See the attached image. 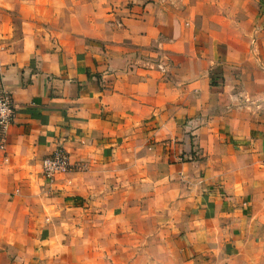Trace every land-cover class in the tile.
<instances>
[{"label":"crops","instance_id":"0c3cea01","mask_svg":"<svg viewBox=\"0 0 264 264\" xmlns=\"http://www.w3.org/2000/svg\"><path fill=\"white\" fill-rule=\"evenodd\" d=\"M45 1L0 0V89L10 94L14 108L10 123L0 129V190L6 192L10 186V172L39 168L56 149L64 151L70 166L83 167L81 174L63 173L74 175L76 185V175H84L88 182L93 168L101 166L91 155L113 165L117 155L131 151L137 156L134 144H145L151 147L155 164L192 165L204 172L196 198L202 207L213 205L217 210L218 198L242 205L232 241L237 250L242 248L243 235H255L260 229L254 226L255 219L260 213L264 216V67L254 62L264 52L244 56L239 41L264 43V12L253 10L254 16L246 18L248 10L232 3L218 9V21L203 29L191 7L165 10L153 5L114 30L101 9L77 3L81 0L61 10L56 25L48 19ZM166 24L172 58L191 56L181 45L186 27H191L196 43L203 40L206 55L219 63L204 62V73L196 71L192 78L178 80L174 70L157 77L153 58L158 53L145 48ZM132 25L146 32L134 35ZM216 28L229 36L214 37ZM243 64L250 67L243 69ZM244 95L246 110L239 105ZM207 99L212 107L207 108ZM180 124L179 132H187L182 137L190 141L193 136L195 145L182 153L184 160L189 158L186 164H178L179 151L171 150L165 157L160 144L173 136L172 126ZM212 140L219 147H211ZM168 159L177 164L169 165ZM74 190L88 194L91 185ZM171 246L181 257L180 264H206L205 259H212L188 227L171 240ZM157 247L153 245V251Z\"/></svg>","mask_w":264,"mask_h":264},{"label":"rangeland","instance_id":"374dc122","mask_svg":"<svg viewBox=\"0 0 264 264\" xmlns=\"http://www.w3.org/2000/svg\"><path fill=\"white\" fill-rule=\"evenodd\" d=\"M74 2L46 0L48 19L59 25L60 11ZM83 2L101 9L107 24L114 30L122 28L125 19H136L145 7L149 9L153 5L165 10L176 9V5L191 7L192 17H199L203 29L210 21H218V9L230 7L232 3L248 10L246 18L254 16L253 10L264 12V0H81L77 3ZM167 17L164 15L163 19L167 21ZM214 23L219 27L218 22ZM167 27L166 24L158 28L153 33L154 40L145 48L147 52L158 53L153 58L157 77H166L174 70L178 80L186 75L192 78L196 71L204 73V62L210 65L217 62L213 56L206 55L209 51L202 39L203 44L196 43L195 29L191 27H186L181 40L191 56H186L187 60L172 58ZM131 30L134 35L146 32L134 25ZM217 36L226 39L229 34L223 28H216L214 37ZM239 44L240 50L245 51L244 56L249 51L260 55L264 52L261 41L252 45L240 39ZM261 57L254 62L263 68L264 57ZM249 67L243 64V69ZM207 101V108L212 107L211 100ZM239 105L246 110L245 95ZM182 127V124L172 126L169 133L173 136L160 142L165 157L171 150L179 151L178 164L189 162L182 153L195 148L193 136L190 141L182 137L187 133L179 132ZM212 142L211 147H219L216 140ZM133 148L137 156L131 151L117 155L113 165L107 158L101 163L99 156H90L93 163L101 166L89 173L91 191L88 194L74 190L76 186L86 189L87 177L79 175L80 180L76 175L78 182L74 185V175L63 174H81L84 172L81 165H69L65 172L50 178L43 176L41 165L28 173L22 168L10 172V186L6 192L0 190V264H180L181 257L172 251L171 240L185 227L194 232L203 251L212 253V259H205L206 264H264V216L261 213L254 224L260 229L255 235H243L244 245L237 250L232 241L238 233L234 227L240 221L241 204L217 197L220 200L215 204L217 210L213 205L202 207L204 203L196 198L204 172H198L192 165L170 168L165 162L155 164L150 146L134 144ZM141 148L146 151L141 153ZM191 156L192 160L196 158L194 151ZM147 157L152 161H147ZM168 162L177 164L169 159ZM64 179L66 182H62ZM46 184L51 186L46 187ZM153 245L158 246L157 251H153Z\"/></svg>","mask_w":264,"mask_h":264},{"label":"built area","instance_id":"2783aa9c","mask_svg":"<svg viewBox=\"0 0 264 264\" xmlns=\"http://www.w3.org/2000/svg\"><path fill=\"white\" fill-rule=\"evenodd\" d=\"M14 115V108L10 94L0 89V129L5 128ZM69 167L68 157L62 149H56L41 161V172L46 178L54 174L65 172Z\"/></svg>","mask_w":264,"mask_h":264}]
</instances>
